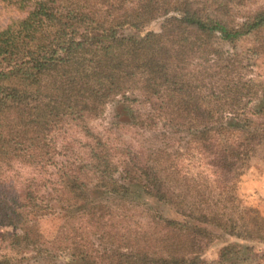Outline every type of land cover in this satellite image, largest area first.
Here are the masks:
<instances>
[{
  "label": "trees",
  "instance_id": "16d2710c",
  "mask_svg": "<svg viewBox=\"0 0 264 264\" xmlns=\"http://www.w3.org/2000/svg\"><path fill=\"white\" fill-rule=\"evenodd\" d=\"M226 2L37 0L0 29V225L16 229L3 235L12 250L40 252L50 218L65 230L59 251L85 264H202L225 234L264 242V215L237 194L264 143L252 106L263 86L226 48L264 27V9L238 23L208 15L216 4L229 15ZM160 17L158 32L121 33ZM113 103L115 122L97 131L90 121ZM242 249L224 245L220 263Z\"/></svg>",
  "mask_w": 264,
  "mask_h": 264
},
{
  "label": "rangeland",
  "instance_id": "374dc122",
  "mask_svg": "<svg viewBox=\"0 0 264 264\" xmlns=\"http://www.w3.org/2000/svg\"><path fill=\"white\" fill-rule=\"evenodd\" d=\"M37 0H0V29L11 20L24 16L26 10L31 8ZM224 6H227L226 12L222 13V8L218 4L212 5L208 11L211 18L222 21L238 23L242 21L247 14L257 9H264V0H226ZM22 2V3H21ZM19 4H25V10L19 8ZM222 4V6H223ZM224 10V9H223ZM229 10V11H228ZM225 12V13H226ZM165 17L153 20L147 26L141 29L125 27L121 33L125 35L143 36L149 31H160ZM237 58L243 60V75L259 82L263 90L253 101L252 106L256 109H264V27L256 32L243 36L234 43L226 44ZM115 122V105L109 104L102 117L90 121V125L97 131H105L112 127ZM119 132V131H118ZM131 133L125 134L129 138ZM61 158V157H60ZM52 170H54L52 168ZM237 194L243 206L257 208L264 215V143L259 147L257 153L252 158L249 167L241 176ZM165 212L168 215H174L173 211L167 207ZM62 221L57 218H50L42 223H38L40 228V252L36 247L28 246L22 254H17L12 250L7 241L3 240V235L7 232H15L12 226L0 225V257L8 255L10 257L21 258L26 255L25 262L29 264H85L82 260H72L71 257L59 251L58 245L64 236L65 230L62 228ZM39 232V231H38ZM229 243H239L243 245L240 258L232 264H264V242L245 240L229 235L215 240L207 250L202 253V264H221L220 251L222 247ZM42 251V252H41ZM18 262V261H17ZM229 264V263H228Z\"/></svg>",
  "mask_w": 264,
  "mask_h": 264
}]
</instances>
